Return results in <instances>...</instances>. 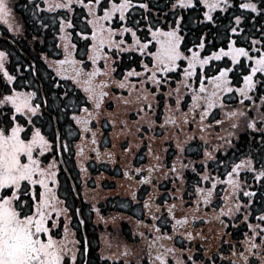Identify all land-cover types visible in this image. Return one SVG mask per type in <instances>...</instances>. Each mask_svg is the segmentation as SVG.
I'll use <instances>...</instances> for the list:
<instances>
[{
	"label": "trees",
	"instance_id": "obj_1",
	"mask_svg": "<svg viewBox=\"0 0 264 264\" xmlns=\"http://www.w3.org/2000/svg\"><path fill=\"white\" fill-rule=\"evenodd\" d=\"M144 2L150 4L149 10L140 7ZM245 2L255 3L257 10L240 8V4ZM7 3L18 19L21 30L11 35L0 26L2 34L12 38L25 56L0 39V51L5 53V69L15 77L8 82L0 72V99L12 90H29L34 86L36 78L31 69L27 70V59L35 62L36 75L50 102H53L57 82L61 93H69L73 103L67 109L61 105V111L58 112L47 106V111L62 116L59 120L62 130L65 122L76 125L77 132L73 138L78 146L76 153L79 147L85 151L95 148L96 154H103L96 162L103 160L109 164L112 161L111 165L116 168L117 174L110 172L107 166L97 172L93 169L97 180L108 185L106 187L118 186L115 192L117 196L108 205L113 204L114 211L122 216V223H118L119 226L121 224L119 229L125 242L134 249L124 260L115 259L114 264H159L155 260L158 252L166 253L168 264H264V244L258 237L254 241L257 247L249 250L252 230L248 228L249 223L264 227V223L258 219L264 215V178L255 179L261 167H264V144H261V130L264 129V122L261 121V117H264V100H261V96H264V83H260L264 74L254 77L257 85L248 92L251 99L236 91L244 87L243 76L250 72L248 65L252 62L244 57L235 65L230 57H221L220 60L213 58L202 68L197 64L196 74L187 80L183 72L188 60L181 58L177 60L175 70L157 73L162 81L159 88L151 81L142 84L141 81L147 80L146 75L139 78L129 76L125 81L126 72L133 69L143 72L141 61L152 69L149 53H155L158 45L148 32V20L145 17H150L152 21L159 20L157 26L167 31L168 25L164 20L172 21L174 15H183L181 35L185 39L180 50L184 56H191L186 49L193 48L198 43L197 37L209 29L215 34V40L212 35H208L209 44L205 49L194 48L201 57L210 56L221 47L227 49L229 38L236 40L237 46L251 48L249 54L257 56V50L264 51V44L261 43L264 41V32L261 31L264 29V0H228L226 6L211 11L216 20L215 25L204 21L203 12L208 9L203 3L193 9L172 10L168 0H131L132 6L124 13L125 20L120 19L117 11L109 20L102 21L105 29L110 27L115 30L112 39L116 44L122 40L124 43L120 50L115 44L111 48L105 45L95 65L87 59L86 50L87 45L92 43V25L87 24V21L94 19L88 12V0H83V4L72 0L68 8L55 6L57 3H68V0H7ZM112 3L119 4L120 0H101L99 6L93 4L95 15L103 16L104 9L110 8ZM235 16L242 17L238 26L235 25ZM69 19L75 28L66 27L61 32L60 21ZM230 23L238 27L237 33H231ZM43 24L48 26L45 28ZM123 27L135 28L141 42L152 41L145 54L128 48L133 37L131 32L121 35ZM85 30L89 33L87 42L79 35ZM65 36L68 37L67 42L76 46L75 50L70 51L77 63L63 66L67 71L58 74L57 68L61 66L55 62L65 58ZM253 40L256 41L254 45ZM81 60L84 61L83 65L79 63ZM94 67L99 68L102 74L94 77L93 81L96 85L101 81L106 82L103 91L107 96L100 109L88 105L92 115L87 127H84L71 117L75 112L87 118L86 113L79 111L82 103L76 102H82L87 96L83 80ZM225 67L232 69L228 73V86L233 91L217 95L214 105L202 121L201 113L207 106L208 94L214 88L205 79L203 83L207 91L201 93L200 77L216 76L219 69ZM76 68H82L83 72L74 80ZM147 75H151V72ZM120 82H124L125 87L121 88ZM193 95L202 97L198 101L200 107H191ZM177 100L180 101L179 106ZM64 111L66 115H62ZM231 112L236 115L229 116ZM11 114L10 109H7L3 115V129L9 130L16 122L25 127L22 134L24 139H28L35 127L40 128L44 135L52 137L50 121L44 115L35 117L32 125H29L28 120L20 115H15L13 120ZM250 121L256 122L255 129L247 127ZM233 124L237 127H232ZM206 152L210 155L205 156ZM68 153L73 154V148ZM246 158L253 160L255 171L241 167L232 177L240 184L238 189H234L227 182L228 173L232 171L233 165ZM205 175L209 176L208 180L203 179ZM197 188L212 190L207 203ZM245 192L254 195L245 196ZM157 193H160L161 198H157ZM249 201L252 203L249 204ZM238 204L245 207L237 211ZM129 205V211L140 212V216L136 217V226H130L124 219L132 214L122 210ZM100 206L101 212L107 214V208L102 204ZM245 215H248V220L244 219ZM169 249L171 251H167ZM135 250L138 254H135Z\"/></svg>",
	"mask_w": 264,
	"mask_h": 264
},
{
	"label": "snow or ice",
	"instance_id": "obj_2",
	"mask_svg": "<svg viewBox=\"0 0 264 264\" xmlns=\"http://www.w3.org/2000/svg\"><path fill=\"white\" fill-rule=\"evenodd\" d=\"M72 0H68V3L60 4L57 3L56 7L68 8L71 5ZM79 3L83 4V0H78ZM110 2V0H109ZM171 5V9H193L197 8L201 3L208 9V11L203 12L204 21L209 22V24H216L215 18L211 15L213 9L222 8L227 5L228 0H168ZM95 4L99 6L101 0H88V12L92 15L94 19L88 20L87 24L92 25V31L90 33L91 44L87 45L88 56L87 59L92 62L93 65L100 58V50L107 45L111 48L114 44L115 47L120 50L121 45L124 41H120L119 44L112 39L115 35V30L112 28L105 29L102 21L109 20L113 13L119 12L120 19L125 20L124 13L129 9L132 4L131 0H120L119 4L112 3L110 8H105L103 16L95 15L92 5ZM39 5H37V8ZM140 7L146 10L150 9V4L144 2L140 4ZM167 7V5H166ZM242 9H251L253 11L257 10V5L255 3L245 2L240 4ZM12 9L9 8L7 0H0V20L7 22V18L11 15ZM148 20V32L152 38L156 41L158 45L157 51L155 53H149L152 57V69H149L148 65L141 61L143 67V72H136L135 69L125 73V81H127L129 76H136L139 78L142 75L147 76L146 81H141L142 84L147 81H151L153 84L157 85L159 88L160 83H162L160 77L157 73H167L173 71L177 68V60L184 58L188 60V65L184 69L183 76L185 80L196 74V65L199 64L201 68L208 64L211 59L220 60L221 57H230L232 63L237 64L242 57L247 58L248 61L252 62L248 65L250 67V72L243 76L244 87L237 88L236 91L242 96L249 99V90L253 89L257 85V81L254 77L257 74H264V51H258L257 56H251L249 53L252 51L251 48L245 46H237V41L229 38L227 43V49L221 47L218 51H214L210 56L201 57V54L194 50V48L205 49V46L209 44L208 35L213 36L215 40V34L211 29L207 30L204 35L197 37L198 43L194 45L193 48H187L186 51L191 53V56H184L181 52V44L185 39L181 35V31L184 26V17L173 16L172 21L164 20V23L168 25L167 31H162L161 27L157 26L160 21H152L150 17H145ZM235 25H240L242 17L235 16ZM199 22V21H198ZM43 27H47V24H43ZM219 27V25H216ZM17 30L19 26L17 25ZM66 27L75 28V25L69 19L67 21H60V30L64 31ZM231 33L235 34L238 32V27L229 25ZM264 32V29L261 30ZM125 32H131L133 37V42L128 46L129 49H135L141 54H145L146 49L149 44L152 43L151 40L146 42H141L137 37L135 28L123 27L120 30V34L123 35ZM243 34L241 30V35ZM87 42L89 38V33L85 30L79 33ZM160 37H163L161 39ZM66 43L64 45L65 58L63 60H58L55 63L61 67L57 68V73L67 71L63 66L76 64L72 58V51L75 50V45L70 44L68 37H64ZM255 40L252 41L254 45ZM264 44V41H261ZM119 54V52H117ZM5 53L0 51V72L3 73L4 77L8 82L15 79L14 76L10 75L5 69L3 58ZM107 59V55H105ZM81 65L84 61H79ZM35 72L36 70L33 69ZM231 68H221L216 76H201V83L199 91L204 93L207 91L203 81L207 79L214 88V91L208 94L207 106L204 108V112L201 113V120L203 121L207 115L209 109L214 105V99L217 95L232 92L233 89L228 86V73L231 72ZM76 76L73 77L75 80L82 72V68L75 69ZM151 72V75H147ZM98 74H102L99 68H93L92 71L86 74V79L83 80V84L86 85L85 92L87 96L83 101H77V104L82 103L79 107V111L87 114V118L76 115L73 112L71 117L76 123L87 127L88 119L91 118V112L89 111L88 105L91 104L93 108L100 109L103 103L104 97L107 93L103 91V86L105 81H101L99 85H96L93 78ZM79 82V81H78ZM264 83V79L260 81ZM121 88L125 87L124 82H120ZM99 89V90H98ZM51 91V90H50ZM195 91V90H194ZM36 92H29L27 94H21L18 92H13L9 95H5L3 99H0V105L11 104L15 110L12 119L15 120V113H25L28 115V124L32 125L33 119L41 114V105H33L29 103L31 97L35 96ZM147 99V97H145ZM202 99L199 95H193L191 105L192 108L200 107L198 101ZM261 100H264V96H261ZM52 101L45 99L44 105L51 107L54 111H61L60 106L64 105V109L68 108L69 104L73 101L69 99V93L60 92V86L57 82L55 84V90L53 92ZM128 101H125L127 103ZM180 101L177 100V105L179 106ZM151 104L148 105L149 110H151ZM67 112L64 111L62 115H66ZM229 116H235L236 113H228ZM242 115V113H241ZM62 118V116H57V122ZM51 119V117H50ZM261 121L264 122V117H261ZM217 124L220 121H216ZM70 127V126H69ZM232 127H237L233 124ZM249 129H255L257 127L255 121H250L247 124ZM24 131L23 126L20 124H15L11 127L9 131L7 128L0 129V264H66L64 259V254L67 251L66 243L64 241H57L53 234L52 228L56 227V222L52 221L51 217L53 214L56 216L60 215V209L55 207L56 196L52 192L49 186V181L55 183L54 177L55 173L47 172L40 166V160L34 157V149L39 148L41 153L48 151L53 141L46 138L41 133L40 128H33L32 135L30 139H24L21 137V133ZM229 143H231L229 141ZM261 144H264V129L261 130ZM209 153H205V156H209ZM26 157V160H25ZM52 165H49L51 168ZM241 167L253 169V160L246 158L241 160L239 164L233 165L232 171L228 173V183L233 186L234 189H238L240 184L238 181L232 179L233 174L237 173ZM139 171V169L137 170ZM175 171V168H173ZM127 175V173H125ZM39 176V179H37ZM264 178V167H261L257 173L255 179L259 180ZM204 180H208L209 176L205 175ZM39 185L41 191L37 193L34 186ZM213 186H215V181H213ZM197 192L201 193L205 203L208 202V198L212 195V190H203L197 188ZM245 196L254 195L250 192H245ZM252 201H249L251 204ZM245 206L242 204L237 205V211H240ZM66 211V209H65ZM231 211V210H230ZM170 212V210H169ZM248 215H245L244 219L248 220ZM258 219L264 223V215L258 217ZM177 223H182V221H177ZM248 228L252 230V236L250 239L249 250L256 248L257 245L254 243L256 238H260L261 244H264V227L260 225L248 224ZM259 229V231H257ZM67 232V229H65ZM155 241H153V244ZM151 248L152 245H149ZM162 248L163 245H160ZM87 252V248H85ZM167 251H171L170 249ZM166 253H157L155 260L159 261V264H168L165 259ZM243 255V254H241ZM247 259V258H245ZM72 260L75 261V255L72 256Z\"/></svg>",
	"mask_w": 264,
	"mask_h": 264
},
{
	"label": "rangeland",
	"instance_id": "obj_3",
	"mask_svg": "<svg viewBox=\"0 0 264 264\" xmlns=\"http://www.w3.org/2000/svg\"><path fill=\"white\" fill-rule=\"evenodd\" d=\"M17 25L19 26V30H17V27H16ZM0 26L3 27L4 30L6 32H9L11 35H15L17 32H19L21 30L19 21L16 18V16H14L13 12L7 18V22L0 20ZM29 69L30 68L27 65V70H29ZM3 77H4V75H3ZM5 80H6V78H5ZM36 87L37 86L34 87V91L37 92ZM14 91L21 93V94L29 93L28 90H14ZM12 92H13V90L10 93L4 94L1 97V99H3V97L5 95H9ZM38 97H39V95H38ZM29 103L35 105L34 100L32 101V97H31ZM7 109L8 110L10 109V111L12 113L11 117H13V114L15 112L13 106L10 103L0 105V129H3V127H4L3 115L6 113ZM15 115H20L23 118H25L26 120H28V115H26L23 112L15 113ZM15 124H16V122L13 124V126ZM137 125H138V123H137ZM24 128L25 127H23V129ZM10 130H11V128L9 129V131ZM32 130L29 134L28 139L31 138ZM24 132H25V129H24ZM22 134H23V132L21 133V137L23 138ZM61 134H62V139L64 138L63 139L64 141L70 140L71 146L73 147V150H74L73 155L76 156L78 146L73 140V138L75 137V131L73 129V126L69 122H66L64 124L63 130H61ZM53 145H54V143L50 146L48 151H45L43 153H41L39 151V148L37 147V149H34V157L40 160V162H41L40 166L43 169H45V171L55 173V177H54V180H55L59 176V172H58L59 164L57 161V155H56V153H54ZM68 157H70V156L68 155ZM78 159H79V157H78ZM25 160H26V157H25ZM50 164L52 165L51 168H49ZM37 179H39V176H37ZM48 183L52 189V192L54 193L53 184H52L53 182L49 181ZM34 187H35L37 193H39V191H41V188L39 185H36ZM85 199H86L87 203L88 202L90 203L91 199L89 200L87 197H85ZM59 202L60 201L56 198L55 207L59 208L61 210L60 215L56 216L55 214H53L51 219H52V221H55L56 224L59 220H62V223H61L62 225L60 228L62 229V231H64V238L62 240L66 243V247H67L66 254H67V256H69V259H68L69 264H76L78 259L80 260V257H81V252H79L77 244H76L77 241H75V239H74L75 238V231H77L75 226H77V224H76V222L73 223L71 221L72 220L71 214L69 212L65 211L64 205L62 203L60 205ZM91 206H92V204H91ZM66 208H69V205H66ZM124 219L126 220V222L130 226H136L137 225V222H135L136 218H134V217L126 216V217H124ZM128 220H132V221L128 222ZM91 222H92V225L90 227V230L95 235V237H92L91 242L94 243L93 246L96 247L97 254H98L100 260L105 259L106 261H109V262L113 261V259L124 260V257L126 255V253L124 254V251L127 253H130L131 250H134L133 247H131L130 245L125 243V240L123 239V235L121 233V229H119V227H121V224L119 226L118 223H122V216L119 215V217H115V215H110V216L106 215L103 218V213H97L96 212V213H94L93 219ZM65 229H67V232L65 231ZM135 254H138V251L135 250ZM73 255H75V257H76L75 261L70 259V257L72 258Z\"/></svg>",
	"mask_w": 264,
	"mask_h": 264
},
{
	"label": "flooded vegetation",
	"instance_id": "obj_4",
	"mask_svg": "<svg viewBox=\"0 0 264 264\" xmlns=\"http://www.w3.org/2000/svg\"><path fill=\"white\" fill-rule=\"evenodd\" d=\"M65 180V173L61 171ZM76 180V193L71 191L68 192L65 186L55 185L58 184L57 178L53 184V190L56 198L64 205L67 212L71 214L72 222H76L77 226L75 231V241L78 247L79 252H81L80 260L78 259L76 264H113L112 261H106L105 259L100 260L96 247L93 246L94 243L91 242L92 237L95 235L91 232L90 227L92 225V219L96 209H101L99 205L102 201V206L107 208V216H110L109 209L111 211L110 205L108 203L113 201V188H108L107 194L100 192L99 188L96 186L97 180L91 175V172L88 166L83 165L79 162L77 170L75 173ZM66 182V181H65ZM159 190V189H158ZM56 192V193H55ZM58 193V194H57ZM57 194V195H56ZM58 196V197H57ZM85 197L90 200V203L86 201ZM106 200L107 205L103 203ZM66 205H69V208H66ZM79 206L80 215L84 221L83 225L80 224L78 216L76 213V207ZM62 220H59L55 228H52V234L57 241H63L64 231H62L61 224ZM87 248V252L85 251ZM64 259L66 264H69V256L66 252L64 254ZM70 259H72L70 257Z\"/></svg>",
	"mask_w": 264,
	"mask_h": 264
},
{
	"label": "water",
	"instance_id": "obj_5",
	"mask_svg": "<svg viewBox=\"0 0 264 264\" xmlns=\"http://www.w3.org/2000/svg\"><path fill=\"white\" fill-rule=\"evenodd\" d=\"M4 40H6L9 44H11L18 52L23 54L21 52V50L19 49V47L10 38L4 37ZM32 65H33V63H32ZM52 118H53V125H54V131H55V136H56L57 148H58V145H59V143H58L59 142V132H58V127H57V123H56L55 117L53 116Z\"/></svg>",
	"mask_w": 264,
	"mask_h": 264
}]
</instances>
